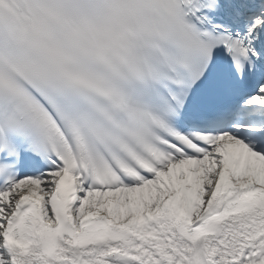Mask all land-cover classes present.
Wrapping results in <instances>:
<instances>
[{
    "label": "snow or ice",
    "instance_id": "6c2138e0",
    "mask_svg": "<svg viewBox=\"0 0 264 264\" xmlns=\"http://www.w3.org/2000/svg\"><path fill=\"white\" fill-rule=\"evenodd\" d=\"M0 264H264V0H0Z\"/></svg>",
    "mask_w": 264,
    "mask_h": 264
}]
</instances>
